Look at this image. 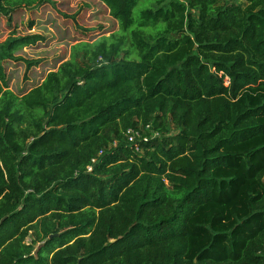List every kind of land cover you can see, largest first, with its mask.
Returning <instances> with one entry per match:
<instances>
[{
  "label": "trees",
  "instance_id": "obj_1",
  "mask_svg": "<svg viewBox=\"0 0 264 264\" xmlns=\"http://www.w3.org/2000/svg\"><path fill=\"white\" fill-rule=\"evenodd\" d=\"M96 1L118 31L28 91L49 37L0 42V264H264V0Z\"/></svg>",
  "mask_w": 264,
  "mask_h": 264
},
{
  "label": "rangeland",
  "instance_id": "obj_2",
  "mask_svg": "<svg viewBox=\"0 0 264 264\" xmlns=\"http://www.w3.org/2000/svg\"><path fill=\"white\" fill-rule=\"evenodd\" d=\"M38 1L35 0L33 6L29 7L21 5V10L12 14L13 21L10 25L0 18V42L9 36L35 33L49 37L36 46L16 52L15 55L22 57L24 61L5 63L9 89L16 95L40 83L50 69L57 67L58 61L67 60L72 45L93 42L102 35L108 36L118 31V24L110 18L99 1ZM31 22L34 26L30 29ZM36 60L41 61L38 67H32L28 71L26 61Z\"/></svg>",
  "mask_w": 264,
  "mask_h": 264
},
{
  "label": "built area",
  "instance_id": "obj_3",
  "mask_svg": "<svg viewBox=\"0 0 264 264\" xmlns=\"http://www.w3.org/2000/svg\"><path fill=\"white\" fill-rule=\"evenodd\" d=\"M149 129H150V125H146L144 129L143 128H138V129L130 128V129H128L125 133V138H126L127 143L133 145V144L137 143V141H140V140L146 142V141L150 140L151 138H155L158 135L157 133L152 132L150 138L143 135L145 130H149ZM87 171L90 172L91 168L88 167Z\"/></svg>",
  "mask_w": 264,
  "mask_h": 264
},
{
  "label": "water",
  "instance_id": "obj_4",
  "mask_svg": "<svg viewBox=\"0 0 264 264\" xmlns=\"http://www.w3.org/2000/svg\"><path fill=\"white\" fill-rule=\"evenodd\" d=\"M55 236H57V235H55Z\"/></svg>",
  "mask_w": 264,
  "mask_h": 264
}]
</instances>
